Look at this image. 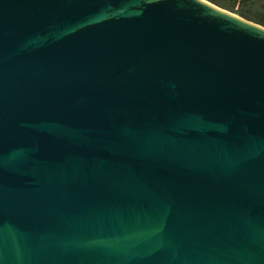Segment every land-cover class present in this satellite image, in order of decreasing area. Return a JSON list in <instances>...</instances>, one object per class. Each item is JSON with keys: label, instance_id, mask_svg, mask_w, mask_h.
I'll list each match as a JSON object with an SVG mask.
<instances>
[{"label": "water", "instance_id": "1", "mask_svg": "<svg viewBox=\"0 0 264 264\" xmlns=\"http://www.w3.org/2000/svg\"><path fill=\"white\" fill-rule=\"evenodd\" d=\"M0 264H264V25L0 0Z\"/></svg>", "mask_w": 264, "mask_h": 264}, {"label": "trees", "instance_id": "2", "mask_svg": "<svg viewBox=\"0 0 264 264\" xmlns=\"http://www.w3.org/2000/svg\"><path fill=\"white\" fill-rule=\"evenodd\" d=\"M246 19L264 25V0H208Z\"/></svg>", "mask_w": 264, "mask_h": 264}]
</instances>
